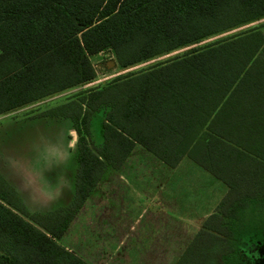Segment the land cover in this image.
<instances>
[{
	"label": "trees",
	"instance_id": "1",
	"mask_svg": "<svg viewBox=\"0 0 264 264\" xmlns=\"http://www.w3.org/2000/svg\"><path fill=\"white\" fill-rule=\"evenodd\" d=\"M264 17V0H0V115L92 81L90 56L129 69ZM264 23L157 60L42 113L77 132L70 202L26 210L0 173V264H86L58 240L136 143L187 156L227 188L173 264H256L264 240ZM100 114L103 140L91 123ZM247 252V253H246Z\"/></svg>",
	"mask_w": 264,
	"mask_h": 264
},
{
	"label": "crops",
	"instance_id": "2",
	"mask_svg": "<svg viewBox=\"0 0 264 264\" xmlns=\"http://www.w3.org/2000/svg\"><path fill=\"white\" fill-rule=\"evenodd\" d=\"M0 128L3 129L4 124ZM27 157L34 159L30 152ZM27 163L32 179L37 171ZM4 171L5 179L26 205L18 190L17 179L13 177L19 169L4 168ZM29 181L24 176L25 184ZM44 189L47 188L44 186ZM21 191L28 204L34 206L28 211L30 213L53 211L67 205L73 196H68L65 201V194L58 186L54 195L58 202L50 205L44 191L45 199L40 191L34 194L31 186ZM226 192L221 181L187 156L171 167L136 143L120 168L109 169L99 180L58 242L86 264H161L162 248L178 244L185 249ZM28 194L35 197L37 205L32 204Z\"/></svg>",
	"mask_w": 264,
	"mask_h": 264
},
{
	"label": "rangeland",
	"instance_id": "3",
	"mask_svg": "<svg viewBox=\"0 0 264 264\" xmlns=\"http://www.w3.org/2000/svg\"><path fill=\"white\" fill-rule=\"evenodd\" d=\"M263 23L264 17L241 25L231 31L205 39L195 45H202L217 38L241 32ZM261 28L264 30V26H261ZM192 46L175 50L169 54L124 70L118 68L116 62L112 68H105L107 62L110 60L115 61V58L110 50H104L90 56V60L96 69V76L92 81L54 94L40 102L19 109L8 115L0 116V126L4 124V128H0V173L3 174V176L6 175L4 168L7 170L14 169L15 167L19 169L20 172H16V175H13V177L17 179L18 190L26 204L24 205L26 210H33L34 206L28 204L21 191L22 189H28L31 186L34 189V194L40 191L42 199H45L43 194L46 193L45 195L47 199L50 200V205H53V202H55L54 204L58 202L57 197L54 196L56 195L58 186H60L63 190V194H65V201L68 196L74 195L75 178L77 174L74 145L78 135L73 128L72 122L69 123L65 120V117L61 116L58 118H54L53 116L54 119L47 117L38 118L36 116H42L44 111L55 106L65 105V102L76 99L77 95L84 90L103 85L105 82L132 69L146 66L169 56L181 54ZM30 117L33 118L28 119ZM101 119V115L96 114L91 123L92 139L95 144H100L103 140ZM10 122L13 124H9ZM29 152L34 155L33 160L27 157ZM27 162L37 171L32 179H30L29 176V167L26 166ZM24 176L28 177L30 180L29 184H25ZM13 177L11 178L13 179ZM44 186L47 188L46 190ZM216 189L217 187H215V190ZM43 191L45 193H43ZM223 193L222 191L221 194ZM27 196L32 204L37 205V200L34 196L31 194ZM193 231L194 229H192V232ZM243 240V248L250 254L249 256L255 263L264 264V240L255 241L249 237ZM120 247L122 248V246ZM157 247L158 246L154 248ZM123 249H125V247H123ZM182 249H184V246L179 247L178 244L166 245L160 251V254H163L162 256L160 255L162 259L161 264H172ZM149 251H151L150 248Z\"/></svg>",
	"mask_w": 264,
	"mask_h": 264
},
{
	"label": "water",
	"instance_id": "4",
	"mask_svg": "<svg viewBox=\"0 0 264 264\" xmlns=\"http://www.w3.org/2000/svg\"><path fill=\"white\" fill-rule=\"evenodd\" d=\"M113 65H115V61H113V60H110V61H108V62H107V64H106L105 68H112V67H113Z\"/></svg>",
	"mask_w": 264,
	"mask_h": 264
}]
</instances>
